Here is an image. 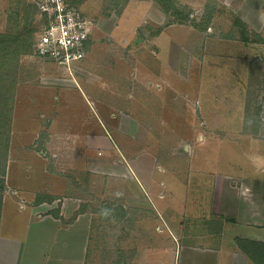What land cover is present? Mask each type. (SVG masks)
Here are the masks:
<instances>
[{
	"label": "rangeland",
	"instance_id": "374dc122",
	"mask_svg": "<svg viewBox=\"0 0 264 264\" xmlns=\"http://www.w3.org/2000/svg\"><path fill=\"white\" fill-rule=\"evenodd\" d=\"M70 1L86 13L95 26L86 58L90 46L100 42V49L95 51L101 62L96 73L105 76L109 74L111 80V71H118V76L115 77L117 85L109 82V86L116 85L113 89L116 93H121V90L126 88L137 98H154L159 93L155 89H161V99L157 96L156 103L151 107L154 113L147 115V119L144 118L140 122L109 114L104 102L97 103L96 109L103 115V124L110 128L111 133L118 134L117 139L121 143L119 150L125 158L124 162L131 161V168L147 174L153 171L154 157L157 160L155 166L161 170L166 167L174 171L193 168L199 177L189 178V182L187 179L183 180L185 184L189 183V188H186V191H189V211H184L185 214L179 211L182 218L177 226L179 241L183 244L187 241L198 244L199 242L194 241L205 230L212 231V236L218 241V236L222 235V230L225 229L219 223L223 219L229 223L228 219H239V215L241 218L243 206L238 209L237 205L243 197L241 193L250 196L249 191L242 192L249 179L238 175L239 170L243 172L251 169L253 154L264 156V0ZM143 8H146L147 12L145 18H134L132 27L127 21L123 24V30L131 28V31H127L128 42H124L121 35L112 34L113 29L120 26V16L123 12L137 15L142 14ZM240 18L249 29L257 32V36L249 33V37L258 42L245 43L240 39L246 30ZM40 27L38 10L31 0H0L1 58L3 65H8L5 68L0 67V70L5 69L6 75L15 68L10 65L14 56V53H10L11 47L10 51H5L8 54H4L3 48L9 43L8 39H11L10 32H25L26 28H29L33 31L31 42L34 44ZM43 61L36 58L35 62L26 66L25 75L28 81L35 80L41 73L40 68L44 67L50 70L46 79L47 85L52 83L51 86L70 87L69 80L74 78V75H79L86 82L84 87L90 90V83L86 80L88 74L81 73L79 67L83 61L68 70V73H64L56 64ZM146 78L150 81L145 80ZM141 80L146 85L139 83ZM1 82L0 118L2 122H6L9 117L7 104L10 84L3 79ZM106 88L110 90L107 86ZM170 92L172 94H169ZM78 101L82 109L86 110V102ZM157 101L164 104L163 110L157 107ZM168 109L170 113L167 114ZM46 136L47 132L41 137L44 139ZM38 148L45 158L49 159L50 156V164L55 170L52 161L55 160L53 154L56 148L50 151L46 149V154L42 152V147ZM102 148L98 146L99 151ZM30 150L34 156H38L35 148ZM202 156H208L214 166L204 168L203 164L196 163L195 158L197 160ZM59 157L62 155L59 154ZM112 159L101 156L100 152L97 157L86 158L89 168L87 171H73L67 174V182L74 180L79 187L70 191L69 195L54 197L53 200L60 198L61 201L48 210L55 216L61 210L63 197L72 196L82 200V212L93 213L94 225L85 264H122L125 235L123 229L126 230L127 227L137 230L139 226L143 229V236L149 240L146 245L150 247L160 248L169 244L162 236L154 235L151 227L155 223L163 224L161 226L167 229V220L161 218L156 211L148 207L149 205L144 202L141 204L137 199L138 192L132 185H126L116 178V173L125 170V167H118L117 157ZM18 160H22V157ZM256 167L258 168V165ZM261 169L264 172V165ZM202 171L211 176L203 175ZM216 175L223 176L217 179L215 192ZM75 178H78L77 181ZM12 182L22 183L15 175ZM2 189L3 186L0 185V192ZM122 189L131 194L130 203L140 204L141 207H133L132 204L128 206V209H131L130 222L127 221L128 209L124 210L123 207L125 197L122 196ZM235 196L239 197L238 202L233 200ZM259 198L264 199V193ZM255 200L257 204L258 201ZM65 201V207L70 211L75 202ZM68 202H71L70 205ZM185 205L181 202L180 210ZM212 206L215 207L214 210L211 209ZM43 208L40 209L41 213L49 214L48 211L45 212L48 206ZM6 211L4 231L13 233L19 229L23 233L24 225L28 221V212H19L11 202ZM219 211L224 212L225 216L228 215V218H223L224 215H220ZM138 214L141 215L140 221L136 220ZM155 219L159 220L154 222ZM145 226L147 229H144ZM232 228L233 225L226 228L228 237L233 231ZM53 236L54 234H51L50 237ZM211 237L209 242L204 243H214V238ZM133 245V250H137V242ZM3 246L5 245L2 244L1 249ZM185 252L187 258V251ZM0 259H8L13 264H18L20 257L14 258L5 251L0 253Z\"/></svg>",
	"mask_w": 264,
	"mask_h": 264
},
{
	"label": "crops",
	"instance_id": "0c3cea01",
	"mask_svg": "<svg viewBox=\"0 0 264 264\" xmlns=\"http://www.w3.org/2000/svg\"><path fill=\"white\" fill-rule=\"evenodd\" d=\"M141 12L142 14L137 15L130 14L128 11L123 12L120 16V26L114 28L112 34L121 35L122 40L128 42L127 31L131 28L125 31L122 29L123 24L127 21L132 27L134 18H145L146 8L145 10L141 9ZM94 27L93 24L92 33L95 32ZM17 32L21 31L15 30L10 34L15 35ZM100 46V42L93 43L90 46L88 60L86 58L83 63L79 64L81 73L88 74L86 78L90 83L88 86L90 90H88L84 87L86 82L79 75H74V78L69 80L70 85L68 86L70 87L54 84L51 86L52 83L47 85L46 79L49 77L50 70L44 67L40 68L41 73L35 80L28 81L25 75L26 66L35 62L36 58L40 60L35 53L34 44L29 51L23 50L21 42L11 45L10 53H14V56L10 65L15 68L8 75H6L5 69L0 70L2 72H0V87L3 79L6 83L9 82L10 92L13 90L12 94L9 92L8 95V121L2 122L0 118V185L3 186L0 192V253L6 251L14 258L20 257L18 264H85L90 234L94 225L93 213L82 212L83 210L80 208L82 200L72 196L63 197L61 210L55 216L48 210H51L55 203L58 205V202L61 201L60 198L53 200L54 197L63 194L69 195L70 191L79 187L74 180L67 182V174L73 173V171H87L89 168L86 165V158L97 157L100 152L101 156H105L107 159L111 157L114 160L117 157L118 167H125V170L117 172L116 178L121 179L126 185H132L138 192L137 199L140 203L144 202L149 205V208L151 207L154 212L156 211L161 218L168 222L167 229L161 226L163 224L154 223L159 219L154 220L153 226L149 224L154 235L162 236L169 243L160 248L146 245L149 240L145 239L143 229L141 230L139 226L137 230L130 227H127L126 230L123 229L125 235L123 237L122 264H264V199L259 198L264 193V172L261 169L264 165V156L253 154L251 169L243 172L239 170L238 175L249 179V183L245 185L242 192H250V196L241 193L244 197L239 201L241 205H239L238 196L233 198L238 202V209L243 206L242 211L239 210L243 212L242 217L240 218L239 215V219H228L229 223L223 219L219 225L225 229L222 230V235L218 236V241L212 236V231L209 233L205 230L194 241L195 243L199 242L198 244L188 243L189 241L181 243L177 235V226L182 219L179 211L182 213L189 211V191H186V188H189V183L185 184L183 180L187 179L189 182V178L199 177V174L193 168L186 171H174L166 167L161 170L155 166L157 162L155 157L153 158L155 165L151 174L137 172L130 167L131 161L124 162L125 158L119 150L121 143L117 139L118 134L111 133L110 128L103 124V115H100L96 109L97 103L104 102L109 114L121 115V118H132L140 122L147 115L154 113L151 107L156 103L157 96L161 99L160 93L162 92L160 88L155 89L159 92L156 97L143 96L142 99L137 98L126 88H123L121 93H116L113 89L117 85L115 77L118 76V71H111V80L109 74L105 76L102 73H96L101 62L95 51H98ZM3 47L10 51V47ZM1 57L2 46L0 47V67L5 68L8 65H3ZM43 62L48 61L44 60ZM58 68L63 69L64 73L65 71L68 73V69L64 67L59 66ZM145 80L150 81L147 78ZM52 81H54L53 78ZM109 82L116 83V85L109 86ZM139 83L146 85L142 80ZM99 92L102 95L104 93V96H99ZM1 96L2 92H0ZM78 100L86 102V110L82 109ZM161 103L157 101V107L163 110L165 106ZM162 110L159 112H163ZM168 113H170L169 109ZM45 132L48 133V136L43 139L41 136ZM98 146L103 148L99 151ZM38 147H42V152L45 154L47 150L56 148L53 154L55 160L52 161L55 170L50 164V156L49 159L45 158L41 155ZM32 148H35L39 153L37 157L30 150ZM59 154L62 155L61 158ZM21 157L22 160H18ZM171 157H169L170 160ZM195 161L203 164L204 168L214 166L208 156H202L197 160L195 158ZM174 162L176 161L174 160ZM174 162H169V164ZM254 164L258 165V168ZM201 173L211 176L204 174L205 171ZM14 175L23 184L20 182L14 184L12 182ZM222 176H215V192L217 179ZM201 177L204 176L201 175ZM70 179L73 178L70 177ZM77 179L75 178L76 181ZM170 180H172L171 183H169ZM121 193L125 197L123 200L124 210L128 209L131 204L133 207L137 206L141 209L140 204L130 203L132 198H130L129 191L126 192L125 189H122ZM254 197L258 201L257 204ZM65 200L75 202L70 211L65 207L67 203ZM10 202L19 212H28V221L24 225L23 233L19 229L13 233L4 231L6 210ZM181 202L186 204L185 208L181 209L182 211L179 207ZM251 202L252 204H250ZM70 203L68 202V205ZM45 206H48L45 212L48 211L49 214L41 213L40 209H44ZM211 209L214 210L215 207L212 206ZM129 210L131 209L127 210L129 212L127 214L128 222H130L131 215ZM137 211L139 212V209ZM220 213L224 215L223 218H228L224 212L219 211ZM139 218H141L140 214L136 220L140 221ZM232 225L233 231L228 237L226 228H230ZM144 229H147L146 226ZM51 234H54L52 238ZM135 235H137L136 238ZM209 237L214 238L212 241L214 243L205 244L204 242H209ZM135 242H137V250L134 251L133 243ZM2 244L5 246L1 249ZM185 251H187V258H185ZM182 259L183 261H181ZM0 264H13V262L8 259H0Z\"/></svg>",
	"mask_w": 264,
	"mask_h": 264
},
{
	"label": "built area",
	"instance_id": "2783aa9c",
	"mask_svg": "<svg viewBox=\"0 0 264 264\" xmlns=\"http://www.w3.org/2000/svg\"><path fill=\"white\" fill-rule=\"evenodd\" d=\"M41 20L34 42L36 55L70 70L88 53L93 22L70 0H31Z\"/></svg>",
	"mask_w": 264,
	"mask_h": 264
},
{
	"label": "trees",
	"instance_id": "16d2710c",
	"mask_svg": "<svg viewBox=\"0 0 264 264\" xmlns=\"http://www.w3.org/2000/svg\"><path fill=\"white\" fill-rule=\"evenodd\" d=\"M25 20H26V14H25ZM242 24H244L245 22H243V20L240 18L239 19ZM244 26H246V30L242 33V37L240 38L243 42L245 43H256L258 42V40H256L255 38L253 39L252 37H249V33L253 34L254 36H257V32H253L251 29H249V27L244 24ZM30 28V27H29ZM26 28L25 32H17L15 35H11V39L9 40V43L6 45L8 47H11L12 43L13 45H15V43H19L21 42L23 44V50L25 51H29L32 47V42L31 40L33 39V34L31 32V29ZM4 50V54H8V51L6 49V47H3Z\"/></svg>",
	"mask_w": 264,
	"mask_h": 264
}]
</instances>
